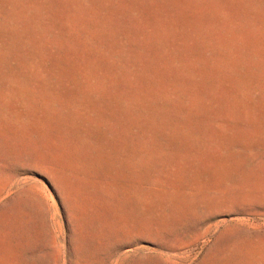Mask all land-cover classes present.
Here are the masks:
<instances>
[{"label":"rangeland","instance_id":"1","mask_svg":"<svg viewBox=\"0 0 264 264\" xmlns=\"http://www.w3.org/2000/svg\"><path fill=\"white\" fill-rule=\"evenodd\" d=\"M0 264H264V0H0Z\"/></svg>","mask_w":264,"mask_h":264}]
</instances>
